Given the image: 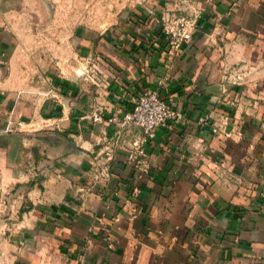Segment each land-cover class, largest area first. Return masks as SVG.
I'll list each match as a JSON object with an SVG mask.
<instances>
[{
  "label": "crops",
  "instance_id": "0c3cea01",
  "mask_svg": "<svg viewBox=\"0 0 264 264\" xmlns=\"http://www.w3.org/2000/svg\"><path fill=\"white\" fill-rule=\"evenodd\" d=\"M180 6L199 15L173 52L160 23ZM40 8L0 0L2 207L52 223L83 264H264V0H123L107 24ZM29 10L60 31L35 35ZM147 88L184 120L156 129L146 165L126 152L140 127L123 128L96 180L116 126L91 111Z\"/></svg>",
  "mask_w": 264,
  "mask_h": 264
},
{
  "label": "rangeland",
  "instance_id": "374dc122",
  "mask_svg": "<svg viewBox=\"0 0 264 264\" xmlns=\"http://www.w3.org/2000/svg\"><path fill=\"white\" fill-rule=\"evenodd\" d=\"M9 5H31L53 7L54 5L64 4L68 6V15L71 20L82 19V23L91 24L101 21L107 24L112 21L118 11V5L123 0H2ZM31 8V6L29 7ZM121 10V9H120ZM45 14L47 9H43ZM35 14V16H34ZM20 20L29 21V26L34 25L31 30L34 34L41 37L54 36V32H59L56 28L50 30L46 25L41 24L44 20L42 10L39 12L21 11L18 13ZM35 22V23H34ZM42 45L37 42V46ZM89 69L88 65H83ZM11 192H8L10 194ZM26 209V206H24ZM12 212V204L7 200L4 208L0 204V264H83L81 253L71 255L66 248L63 239L59 237L54 225L45 227L39 219L27 220L22 218L21 211ZM21 210V211H20ZM30 235H26V232Z\"/></svg>",
  "mask_w": 264,
  "mask_h": 264
},
{
  "label": "built area",
  "instance_id": "2783aa9c",
  "mask_svg": "<svg viewBox=\"0 0 264 264\" xmlns=\"http://www.w3.org/2000/svg\"><path fill=\"white\" fill-rule=\"evenodd\" d=\"M179 9L180 12L168 13L160 23L166 47L173 52L180 51L183 44L191 39L199 15L198 10H191L187 6H180ZM90 117L94 121L105 120L116 126L113 137L107 139L99 151V163L96 164V166L99 165V173L96 180H100L109 175L120 131L123 128H127L129 124L140 127V133L135 141L128 145L126 152L129 159L137 156L144 159L145 146L155 138L156 129L166 125L169 121H183L184 113L163 99L156 89L147 88L138 94L131 109L111 113L104 117L103 109L94 107ZM143 164H147L145 159Z\"/></svg>",
  "mask_w": 264,
  "mask_h": 264
},
{
  "label": "water",
  "instance_id": "95a60500",
  "mask_svg": "<svg viewBox=\"0 0 264 264\" xmlns=\"http://www.w3.org/2000/svg\"><path fill=\"white\" fill-rule=\"evenodd\" d=\"M131 126V124H129L127 127Z\"/></svg>",
  "mask_w": 264,
  "mask_h": 264
}]
</instances>
